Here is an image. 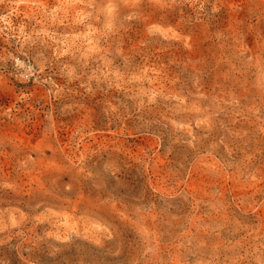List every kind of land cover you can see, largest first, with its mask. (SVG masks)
<instances>
[{
  "label": "rangeland",
  "instance_id": "1",
  "mask_svg": "<svg viewBox=\"0 0 264 264\" xmlns=\"http://www.w3.org/2000/svg\"><path fill=\"white\" fill-rule=\"evenodd\" d=\"M0 264H264V0H0Z\"/></svg>",
  "mask_w": 264,
  "mask_h": 264
}]
</instances>
